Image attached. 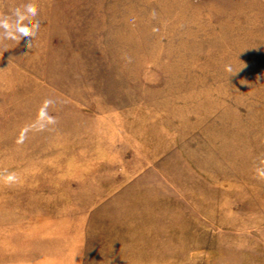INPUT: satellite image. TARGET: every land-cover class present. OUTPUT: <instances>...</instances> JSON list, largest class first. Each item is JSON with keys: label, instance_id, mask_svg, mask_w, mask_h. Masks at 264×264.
<instances>
[{"label": "rangeland", "instance_id": "obj_1", "mask_svg": "<svg viewBox=\"0 0 264 264\" xmlns=\"http://www.w3.org/2000/svg\"><path fill=\"white\" fill-rule=\"evenodd\" d=\"M27 2L32 45L0 41V264H264V0Z\"/></svg>", "mask_w": 264, "mask_h": 264}, {"label": "clouds", "instance_id": "obj_2", "mask_svg": "<svg viewBox=\"0 0 264 264\" xmlns=\"http://www.w3.org/2000/svg\"><path fill=\"white\" fill-rule=\"evenodd\" d=\"M38 15V9L27 0H21L19 4L9 7L6 14L0 17V41L23 42L24 45L30 47L41 27V21L37 19ZM228 71H231V68ZM51 104H53L51 99L45 100L39 113V119L47 124L55 123V117L47 112ZM256 171L258 175L264 176V169L257 168ZM16 180L17 176L14 172L7 170L0 172V181L12 183Z\"/></svg>", "mask_w": 264, "mask_h": 264}]
</instances>
